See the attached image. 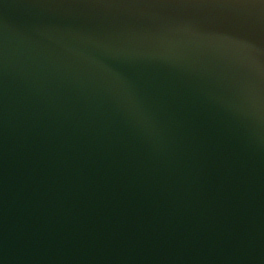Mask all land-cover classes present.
I'll use <instances>...</instances> for the list:
<instances>
[{
    "label": "water",
    "instance_id": "obj_1",
    "mask_svg": "<svg viewBox=\"0 0 264 264\" xmlns=\"http://www.w3.org/2000/svg\"><path fill=\"white\" fill-rule=\"evenodd\" d=\"M0 264H264V0H0Z\"/></svg>",
    "mask_w": 264,
    "mask_h": 264
}]
</instances>
